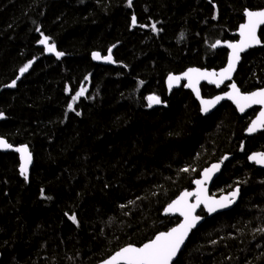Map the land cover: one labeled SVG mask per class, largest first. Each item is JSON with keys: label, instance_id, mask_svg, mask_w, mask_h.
Listing matches in <instances>:
<instances>
[{"label": "trees", "instance_id": "16d2710c", "mask_svg": "<svg viewBox=\"0 0 264 264\" xmlns=\"http://www.w3.org/2000/svg\"><path fill=\"white\" fill-rule=\"evenodd\" d=\"M263 9L264 0H0V136L34 156L27 177L17 154L0 152V264H98L142 246L180 222L165 208L227 155L212 194L240 187V202L207 219L175 264H264V170L248 162L264 132L245 136L258 110L241 117L225 103L206 117L191 92L166 88L191 67L224 68L228 52L211 44L236 41L245 10ZM44 36L64 55L46 51ZM109 49L115 66L93 62ZM235 82L264 88V46L243 57Z\"/></svg>", "mask_w": 264, "mask_h": 264}, {"label": "snow or ice", "instance_id": "6c2138e0", "mask_svg": "<svg viewBox=\"0 0 264 264\" xmlns=\"http://www.w3.org/2000/svg\"><path fill=\"white\" fill-rule=\"evenodd\" d=\"M129 3H131V0H129ZM245 16L246 22L239 26V40L237 42H225L226 46L231 49L226 67L219 72H209L197 68H190L184 72L182 76L169 75V88L171 89L173 84H178L180 80L187 79L188 83L186 87L191 88L196 94L197 99H200L202 111L204 112H208L210 108L214 107L225 98L233 101L241 112H244L246 108H250L253 105L264 106V88L251 93H242L235 83L230 85L231 91L224 93L222 96H217L209 100L200 98V89L198 85L201 80H207L209 83L216 84L217 87L225 80H231L236 64L240 60V54L251 47L261 44V39L257 33L258 29L264 26V10H245ZM132 23L133 25L136 24L135 16L132 17ZM152 28L156 30V25L153 24ZM49 41L50 38L44 36L39 43L45 46L46 51L55 53L57 57L63 56L64 54L62 52L56 50L55 43H50ZM220 44L221 41L216 40L215 43L211 44V47L215 48ZM93 58L101 59L102 57L99 53H93ZM103 59L109 62L111 61V49H109L108 56L103 57ZM30 66L31 63L22 67L20 69V74L23 75ZM17 79H19V77H17ZM15 86V80L8 85V87ZM84 93L85 89L81 88V90L72 97L73 101L78 100ZM147 100L149 102V107L153 104L161 103L160 97L155 95L148 96ZM68 108L69 110H74L71 103L68 105ZM77 114L79 115V113ZM262 128H264V111H261L259 117L251 122L248 132L254 133ZM11 147L12 145L8 144L6 140L0 138V149ZM15 151L21 154V175H26L28 164L31 163V154L28 152L27 146L16 148ZM249 159L264 165V153H254L249 156ZM218 169L219 164H214L211 168L205 169L203 172V179L194 181L197 186L196 191H184L168 204L165 212L179 213V215L183 217V221L180 224L171 228L169 231L158 233L154 239L144 243L142 246L137 247L129 244L121 248L113 256L105 260L103 264H172L173 258L180 251L188 233L196 226L197 221L200 219L199 216L194 215L196 209L200 207V205H204L209 213L215 212L218 208H225L230 203L234 202L239 193V189L237 188L230 194L231 198L229 196H223L218 200L207 195V189L204 187V184L211 178L213 172ZM182 171L187 172L189 169L185 168ZM190 197H195L194 203L189 202ZM69 218L73 220V222L76 221V216L74 214ZM261 231H264V229H261Z\"/></svg>", "mask_w": 264, "mask_h": 264}, {"label": "water", "instance_id": "95a60500", "mask_svg": "<svg viewBox=\"0 0 264 264\" xmlns=\"http://www.w3.org/2000/svg\"><path fill=\"white\" fill-rule=\"evenodd\" d=\"M54 1H60V0H54ZM263 10H264V9H263ZM253 11H257V10H253ZM244 16H245V14H244ZM245 22H246V16H245L244 23H245ZM263 28H264V26H261V28L258 29V33H257V34H258V36H259L260 39H261V37H260V32H261V30H262ZM233 36L237 38L236 41H225V42H237V41L239 40V28H238V30L233 34ZM225 42H222V41H221V44L218 45L217 47H215V49H216V50L224 49V50H226V51L228 52V56H227V63H228V57H229V55H230V53H231V49H229V48L226 46V43H225ZM263 46H264V44H263V42H262V40H261V44L256 45V46H254V47H251V48L245 50L244 52H242V53L240 54V60H239V61L237 62V64H236L235 71L232 73V78H231V80H225L223 83H221V84L219 85V87H217L216 84L209 83L207 80H201V81L199 82V85H198V87H199V89H200V98H201V99L209 100V99H214V98L217 97V96H222L224 93L231 91L230 85H231L232 83H235L236 86L240 89V87L238 86V84L235 82V76H236V74H237V72H238V69H239L241 63H242L243 57H244L246 54H248L251 50H254V49H257V48H262ZM94 53H99L100 56L102 57L101 59H94V58H93V54H92V60H93V62H94L95 64H98V65H101V66H115V64H116V59H115V57H114V49H111V57H112V59H111L110 62L107 61V60H105V59H103V57L108 56L109 52H108L106 55H104V54H102V53H100V52H94ZM226 66H227V64H226ZM226 66H225V67H226ZM191 68H197V69H200V70H202V71H209V72H212V71L219 72V71L221 70V69H220V70H208V69H203V68H200V67H191ZM189 69H190V68H189ZM222 69H223V68H222ZM187 70H188V69H187ZM187 70H186V71H187ZM186 71H184V72H186ZM184 72H183V73H184ZM183 73H181V74H171V75L182 76ZM168 77H169V76H168ZM168 77H167V79H166V88H167L168 92H174V91H176V90H180V89H184L185 91H189V92H191V93L193 94V96L195 97L196 101L199 103V105H200V109H201V113H202L203 116H206V117L211 116L212 114H214V113H215V112H216V111H217V110H218L223 104H225V103H231V104L233 105V107L236 109V111H237V113L239 114V116H241V117H244L245 115H247L249 112H251V111L254 110V109H259V112H258V113L256 114V116L252 119V121H253V120H256V119L259 117V114H260L261 111H264V106H262V105H253V106L250 107V108H246L244 112H241V111L237 108L236 104L233 103V101L228 100V99L225 98L224 100H221L218 104H216L214 107L210 108L208 112H204V111H202V106H201V103H200V99H197L196 94L193 92V90H192L191 88L186 87V85H187V83H188L187 79H182V80L179 81L178 84H173V86H172L171 89H170V88H169V83H168ZM204 85H206V86H208V87H213V88H216V89H221V88H223V87L226 86L227 91H225V92H223V93H219V94H217V95H215V96H213V97H204V96H203V91H202V87H203ZM258 90H259V89H258ZM258 90H256V91H258ZM240 91H241L242 93H244L241 89H240ZM250 93H251V92H250ZM160 106H161V103H160V104H153V105H152V107H155V108H158V107H160ZM252 121H251V122H252ZM251 122H250V124L248 125V127H247V129H246V131H245V136H246L247 138H253V137H255V136H257V135H260L261 133L264 132V128H262V129H258V130H257L256 132H254V133H249V132H248V128H249V126L251 125ZM0 138H2V137L0 136ZM2 139H4V138H2ZM4 140H6V139H4ZM6 141H7V140H6ZM7 142H8V141H7ZM8 144H10V143L8 142ZM10 145H12V144H10ZM19 147H23V146H14V145H12L11 148H3V149H0V152H1V153H14V154H17V155L19 156V160H20V168H21V164H22L21 154L18 153L17 151H15V149H16V148H19ZM27 149H28V148H27ZM28 152L31 154V163L28 164L27 173H26V176H27V177L29 176V174H30V172H31V169H32V167H33V165H34V156H33V154H32L29 150H28ZM254 153H264V151H256V152H252L249 156L253 155ZM249 156H248V162H249L251 165L256 166L257 169L264 170V165L258 164V163H256L255 161L250 160V159H249ZM232 158H233V156H228V155H227V156L223 157L220 161L215 162V163H213V164H211V165H209V166L207 167V168H211L212 165H214V164H219V169H218V170H215V171L213 172V174L211 175V178L205 182L204 187L207 189V195H208L209 197H212V198L217 199V200L220 199V198L223 197V196H229V197H230V194H231L233 191H235L237 188L239 189V193H238V195L236 196L234 202L230 203V204H229L227 207H225V208H218L215 212H211V213H209L208 210H207V208L204 207V205H200V207H198V208L196 209L194 215L199 216L200 219L197 221L196 226H195L194 228H192L191 231L188 233V236H187V238H186L184 244L181 246L180 251H179V252L177 253V255L173 258V262H172V264H175V263L178 261V259H179L180 255H181V253H182V252L184 251V249L186 248V246H187V244H188V242H189V240H190L192 234H193L195 231H197L207 219H212L213 217H215V216H217V215H219V214H223V213H225V212H229V211L233 210L234 208H236V206L239 204L240 199H241V189H240V187H236L233 191H231V192H229V193L222 194V195H220V196H216V195H213V194H212V187H213L214 183H215V182L221 177V175H222V173H223V171H224L225 165H226L230 160H232ZM207 168H205V169H207ZM205 169H204V170H205ZM204 170L201 172L200 177L197 178V179H203V172H204ZM197 179H196V180H197ZM196 187H197L196 184L193 183V189H192V190H185V191H188V192H194V191H196ZM183 192H184V191H183ZM230 198H231V197H230ZM189 202H190V203H194V202H195V197H190V198H189ZM166 208H167V207H166ZM166 208H165V209H166ZM202 211H204L205 216H203V215L201 214ZM163 216H164V217L179 218L180 222H179L178 224H180V223L183 221V217H181V216L179 215V213H166L165 210H164V212H163ZM178 224H177V225H178ZM177 225H176V226H177ZM176 226H175V227H176ZM114 254H115V253H114ZM114 254H113V255H114ZM113 255H112V256H113ZM110 257H111V256H110ZM110 257H109V258H110ZM109 258H107V259H109ZM107 259H106V260H107ZM1 260H2V254L0 253V262H1ZM104 261H105V260H104ZM104 261H102V262H100V263H98V264H103Z\"/></svg>", "mask_w": 264, "mask_h": 264}, {"label": "rangeland", "instance_id": "374dc122", "mask_svg": "<svg viewBox=\"0 0 264 264\" xmlns=\"http://www.w3.org/2000/svg\"><path fill=\"white\" fill-rule=\"evenodd\" d=\"M49 42L51 43V41H49ZM43 46H44V45H43ZM44 47H45V46H44ZM51 53H53V52H51ZM53 54H55V53H53ZM31 65H32V64H31ZM30 67H31V66H30ZM30 67L28 68V70L30 69ZM28 70H27V71H28ZM27 71H26V72H27ZM88 87H89V84H87V83L82 87L83 89H85V93H84L83 96L86 95V92H87V90H88ZM81 97H82V96H81ZM76 101H77V100H76ZM76 101H72V103H71V104L73 105V109H74V107H75V102H76ZM69 111H73V110H69Z\"/></svg>", "mask_w": 264, "mask_h": 264}, {"label": "flooded vegetation", "instance_id": "af4514ba", "mask_svg": "<svg viewBox=\"0 0 264 264\" xmlns=\"http://www.w3.org/2000/svg\"><path fill=\"white\" fill-rule=\"evenodd\" d=\"M204 86H206V85H204ZM204 86H203V87H204ZM203 87H202V90H203ZM226 91H227V88H226ZM224 92H225V91H224ZM221 93H223V92H221ZM254 110H255V109H254ZM257 110H258V112H259V109H257Z\"/></svg>", "mask_w": 264, "mask_h": 264}]
</instances>
